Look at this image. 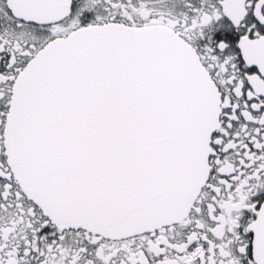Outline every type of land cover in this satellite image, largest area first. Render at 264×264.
<instances>
[{
    "label": "snow or ice",
    "instance_id": "snow-or-ice-1",
    "mask_svg": "<svg viewBox=\"0 0 264 264\" xmlns=\"http://www.w3.org/2000/svg\"><path fill=\"white\" fill-rule=\"evenodd\" d=\"M0 264H264V0H0Z\"/></svg>",
    "mask_w": 264,
    "mask_h": 264
}]
</instances>
